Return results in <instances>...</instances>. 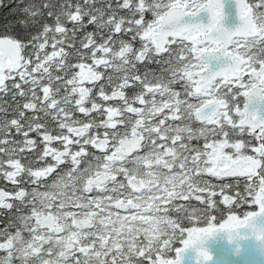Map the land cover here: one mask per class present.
<instances>
[{
    "label": "snow or ice",
    "instance_id": "1",
    "mask_svg": "<svg viewBox=\"0 0 264 264\" xmlns=\"http://www.w3.org/2000/svg\"><path fill=\"white\" fill-rule=\"evenodd\" d=\"M14 2L0 264H264V0Z\"/></svg>",
    "mask_w": 264,
    "mask_h": 264
},
{
    "label": "trees",
    "instance_id": "2",
    "mask_svg": "<svg viewBox=\"0 0 264 264\" xmlns=\"http://www.w3.org/2000/svg\"><path fill=\"white\" fill-rule=\"evenodd\" d=\"M5 3H8L9 6L0 7V24H2L5 19H14L15 17L13 16V13L17 11L15 8L14 0H12L11 3L9 2V0H5ZM89 30H91V27H89ZM0 226H2V224H0Z\"/></svg>",
    "mask_w": 264,
    "mask_h": 264
},
{
    "label": "flooded vegetation",
    "instance_id": "3",
    "mask_svg": "<svg viewBox=\"0 0 264 264\" xmlns=\"http://www.w3.org/2000/svg\"><path fill=\"white\" fill-rule=\"evenodd\" d=\"M3 186H5L4 183L2 181H0V187H3ZM8 188L10 190L11 186H8Z\"/></svg>",
    "mask_w": 264,
    "mask_h": 264
},
{
    "label": "water",
    "instance_id": "4",
    "mask_svg": "<svg viewBox=\"0 0 264 264\" xmlns=\"http://www.w3.org/2000/svg\"><path fill=\"white\" fill-rule=\"evenodd\" d=\"M232 22H233V21H232V19H231V17H230L228 23L231 24Z\"/></svg>",
    "mask_w": 264,
    "mask_h": 264
}]
</instances>
